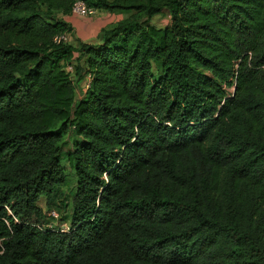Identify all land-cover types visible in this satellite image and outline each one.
<instances>
[{
  "label": "trees",
  "instance_id": "1",
  "mask_svg": "<svg viewBox=\"0 0 264 264\" xmlns=\"http://www.w3.org/2000/svg\"><path fill=\"white\" fill-rule=\"evenodd\" d=\"M73 1L0 0V264H264V0Z\"/></svg>",
  "mask_w": 264,
  "mask_h": 264
},
{
  "label": "rangeland",
  "instance_id": "2",
  "mask_svg": "<svg viewBox=\"0 0 264 264\" xmlns=\"http://www.w3.org/2000/svg\"><path fill=\"white\" fill-rule=\"evenodd\" d=\"M119 10H116V16L121 15L122 13L117 12ZM124 11V10H122ZM118 13V14H117ZM98 15V14H97ZM96 15V16H97ZM169 13L168 11H163L161 15H156L151 23L153 26H156L157 28H162L164 26L169 25L170 19H169ZM74 32V31H73ZM74 34V33H73ZM71 40H74L75 37L70 33ZM92 37V36H90ZM97 37V36H96ZM95 37V39H96ZM77 40V39H76ZM75 42V41H73ZM93 43V42H91ZM85 88L84 83L82 81L81 84L77 85V95L78 97L82 93L83 89ZM225 89L227 95H231V93L234 90V85L231 86H223ZM68 142L69 139H68ZM67 142V144L64 146V152L62 154V167L64 169V172L66 173L68 183L63 184L56 188L54 195L51 196L50 201L47 203V198L42 196V198L39 201L40 206L44 210V212H48V209H55L58 212V218L51 219V227H55L57 229L60 228H68L69 221H70V213H71V196H72V188H73V176H72V170L70 167L69 162L66 160L67 154L66 152L69 149L70 144ZM47 227V224H46Z\"/></svg>",
  "mask_w": 264,
  "mask_h": 264
},
{
  "label": "crops",
  "instance_id": "3",
  "mask_svg": "<svg viewBox=\"0 0 264 264\" xmlns=\"http://www.w3.org/2000/svg\"><path fill=\"white\" fill-rule=\"evenodd\" d=\"M117 12L122 14L116 16V11H112V12L101 11L96 17L93 18H80L74 15L66 17L67 21L71 24L72 29L70 32L75 37L74 41L77 39L86 43L95 42L97 40L95 39V37L98 35L100 29L103 26L109 23H114L126 17V15L128 14L126 11H122V10H119ZM70 40H71V35H70ZM82 81L84 83V86H86V82L88 81V78ZM82 81H80V84L82 83Z\"/></svg>",
  "mask_w": 264,
  "mask_h": 264
},
{
  "label": "built area",
  "instance_id": "4",
  "mask_svg": "<svg viewBox=\"0 0 264 264\" xmlns=\"http://www.w3.org/2000/svg\"><path fill=\"white\" fill-rule=\"evenodd\" d=\"M100 11H98L96 8L87 5V3L84 0H74L71 6V14L80 18H93L96 17L97 14H99ZM56 41H70V35L69 34H63L57 38H55ZM68 71H72V66H67ZM46 216L48 219H56L58 218V212L56 210H50L46 213ZM51 221L47 224L48 227H51ZM61 232L67 231L68 228H60L58 229Z\"/></svg>",
  "mask_w": 264,
  "mask_h": 264
}]
</instances>
